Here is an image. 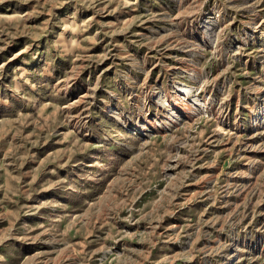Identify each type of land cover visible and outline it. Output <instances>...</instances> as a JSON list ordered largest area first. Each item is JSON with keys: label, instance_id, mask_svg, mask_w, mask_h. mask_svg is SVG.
<instances>
[{"label": "rangeland", "instance_id": "374dc122", "mask_svg": "<svg viewBox=\"0 0 264 264\" xmlns=\"http://www.w3.org/2000/svg\"><path fill=\"white\" fill-rule=\"evenodd\" d=\"M0 264H264V0H0Z\"/></svg>", "mask_w": 264, "mask_h": 264}, {"label": "bare ground", "instance_id": "6f19581e", "mask_svg": "<svg viewBox=\"0 0 264 264\" xmlns=\"http://www.w3.org/2000/svg\"><path fill=\"white\" fill-rule=\"evenodd\" d=\"M185 89H187V88H185ZM183 93H185V92H183Z\"/></svg>", "mask_w": 264, "mask_h": 264}]
</instances>
